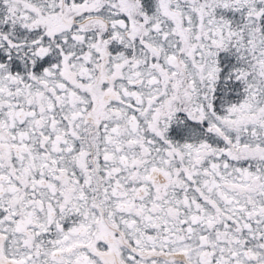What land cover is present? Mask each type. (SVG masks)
I'll return each mask as SVG.
<instances>
[{"label":"snow or ice","instance_id":"snow-or-ice-1","mask_svg":"<svg viewBox=\"0 0 264 264\" xmlns=\"http://www.w3.org/2000/svg\"><path fill=\"white\" fill-rule=\"evenodd\" d=\"M0 264H264V0H0Z\"/></svg>","mask_w":264,"mask_h":264}]
</instances>
